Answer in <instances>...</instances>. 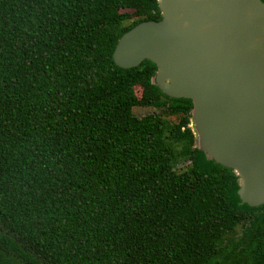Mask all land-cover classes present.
Masks as SVG:
<instances>
[{"label":"trees","instance_id":"16d2710c","mask_svg":"<svg viewBox=\"0 0 264 264\" xmlns=\"http://www.w3.org/2000/svg\"><path fill=\"white\" fill-rule=\"evenodd\" d=\"M160 20L159 0H0V264H264V206L198 148L193 102L113 59Z\"/></svg>","mask_w":264,"mask_h":264},{"label":"water","instance_id":"95a60500","mask_svg":"<svg viewBox=\"0 0 264 264\" xmlns=\"http://www.w3.org/2000/svg\"><path fill=\"white\" fill-rule=\"evenodd\" d=\"M160 21L119 40L126 70L150 61L168 97L193 102L198 148L239 178L243 206H264V0H159Z\"/></svg>","mask_w":264,"mask_h":264},{"label":"rangeland","instance_id":"374dc122","mask_svg":"<svg viewBox=\"0 0 264 264\" xmlns=\"http://www.w3.org/2000/svg\"><path fill=\"white\" fill-rule=\"evenodd\" d=\"M153 112H155L153 109H150V110H144V111H142V112L140 113V115H141V116H146V115L151 114V113H153Z\"/></svg>","mask_w":264,"mask_h":264}]
</instances>
